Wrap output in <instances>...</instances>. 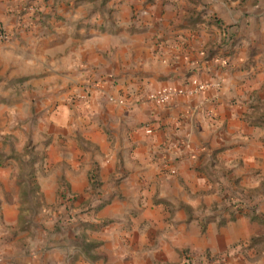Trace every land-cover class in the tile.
<instances>
[{"label": "crops", "instance_id": "obj_1", "mask_svg": "<svg viewBox=\"0 0 264 264\" xmlns=\"http://www.w3.org/2000/svg\"><path fill=\"white\" fill-rule=\"evenodd\" d=\"M31 2L0 0L10 34L0 42V114L57 104L64 119L65 106H82L47 180L73 199L35 245L0 236V264H176L183 250L264 264V244L248 241L264 218V0H38L20 26ZM203 82L162 104L135 101ZM0 123L2 140L24 138ZM13 165L0 160V229L18 217ZM231 184L262 203L227 209Z\"/></svg>", "mask_w": 264, "mask_h": 264}, {"label": "rangeland", "instance_id": "obj_2", "mask_svg": "<svg viewBox=\"0 0 264 264\" xmlns=\"http://www.w3.org/2000/svg\"><path fill=\"white\" fill-rule=\"evenodd\" d=\"M9 40L10 37L0 42H7ZM13 107L18 108L20 113L16 112ZM81 107L80 105L72 104L65 106V112L66 108L68 110L67 113L63 110L62 117L64 119H62L60 118L61 112H59L57 104L46 105L39 103L22 106H2L4 110L1 112L2 114H0V117L5 121L3 127L12 129L13 131L18 129L24 134L23 139H20L19 136H8L3 138V140L0 138V145L6 146L7 148V152H0V160H12L17 162V169L14 165L8 169H12V175L16 181V185L14 184L13 186H18L20 197L18 202V217L15 225L12 226V229H0V236L4 237V240L9 241L14 239L15 236H18V244L20 247L28 245L29 243L35 245L43 236V224H57L59 216L64 213L66 209L65 206L69 204L68 201L73 199L70 195L66 194V188L62 183H59L60 180H56L57 186L55 188H52L47 180L51 174L57 172L60 162L58 157L59 152L63 150L62 147L68 144L64 143L66 140H63V137L60 136V132L64 130L73 132L77 129L76 127H78L79 123L75 122V113L70 111H75V109H77L80 112ZM6 112H9L7 118L5 117ZM14 112L23 115L24 118L19 121H11L10 113ZM27 131L29 135L26 137ZM48 162L52 163L51 166L47 165ZM40 182L44 185L42 186ZM5 184L8 187L9 182ZM232 186H234V184H231V186L227 188H231L229 191L226 189V191L221 194L222 196L227 192L232 194L231 199L229 200L228 197L226 200L227 209H231L230 204L233 203L234 205L231 210H237L241 213H252L254 206L262 203L253 201V197L251 196H255L256 194H252L250 192L251 189L243 191ZM257 207L260 209L258 213H260V215L264 214V207H260L259 205ZM78 208L79 209H76L74 213L86 212L90 210L91 207L86 206ZM260 219H262L261 221L264 223V218L260 217ZM259 223L260 222H258V224ZM263 223L260 224L261 229L259 232H256L248 239L249 242L254 243L258 241L264 244ZM78 225L81 226V224ZM59 226L65 228L61 224ZM2 245L4 244L1 243L0 248H2ZM260 249H263V245H261V247L259 246V248L254 247L255 254H258L261 251ZM0 257H4L1 252ZM186 261L188 264L215 263L213 257L208 254L195 255L188 250H185V254L181 253L180 260L176 264H186Z\"/></svg>", "mask_w": 264, "mask_h": 264}, {"label": "built area", "instance_id": "obj_3", "mask_svg": "<svg viewBox=\"0 0 264 264\" xmlns=\"http://www.w3.org/2000/svg\"><path fill=\"white\" fill-rule=\"evenodd\" d=\"M38 0H35L31 4L25 5L21 8L18 16V24L25 25L29 23L36 15L39 14L40 8L37 4ZM10 37V34L5 31L0 26V41L7 40ZM210 84L208 82H203L200 84H193L189 86H184L183 88L174 89L169 85L162 86L154 91L151 92H140L136 97V102H147V103H155V104H162L168 100L169 97L173 95H193L206 87ZM121 102V100H118ZM146 132H150V128L145 127ZM173 171L170 170V173Z\"/></svg>", "mask_w": 264, "mask_h": 264}, {"label": "trees", "instance_id": "obj_4", "mask_svg": "<svg viewBox=\"0 0 264 264\" xmlns=\"http://www.w3.org/2000/svg\"><path fill=\"white\" fill-rule=\"evenodd\" d=\"M34 1H35V0H34ZM31 3H32V2H31ZM31 3H28V4H31ZM28 4H27V5H28ZM37 4H38V3H37ZM38 6H39V5H38ZM235 204H236V203H235ZM233 205H234L233 203H232V204H230V208H231V209L233 208ZM251 218H252V219H255V217H254V216H251ZM182 253H184V254H185V250H183V251H182ZM184 263H185V262H184ZM186 264H188V262H187V261H186Z\"/></svg>", "mask_w": 264, "mask_h": 264}]
</instances>
